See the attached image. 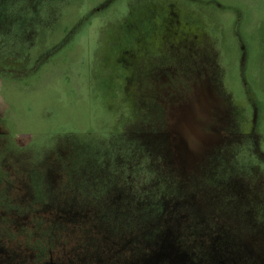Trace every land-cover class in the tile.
<instances>
[{"label": "rangeland", "instance_id": "374dc122", "mask_svg": "<svg viewBox=\"0 0 264 264\" xmlns=\"http://www.w3.org/2000/svg\"><path fill=\"white\" fill-rule=\"evenodd\" d=\"M0 162L56 262L264 264V0H0Z\"/></svg>", "mask_w": 264, "mask_h": 264}, {"label": "flooded vegetation", "instance_id": "af4514ba", "mask_svg": "<svg viewBox=\"0 0 264 264\" xmlns=\"http://www.w3.org/2000/svg\"><path fill=\"white\" fill-rule=\"evenodd\" d=\"M1 162H0V171L3 172L1 169ZM12 176L8 180L4 178L3 176L0 175V187H1V192H3V186L5 185L6 179L8 181H13L15 182L16 180V171H12ZM4 178V179H3ZM29 186L31 190V201H27V207L30 209V214H28L23 221L20 220L19 217V210L14 209V208H9V209H1L0 208V222L3 223L5 227H2L4 230L3 232L6 233H0V264H64V263H59L56 262L55 258L51 256L50 250L52 246V242L49 241V244H43V245H33V246H25L24 244L20 243L21 235H25V223L34 219V214H35V208L36 206L39 207L41 206L40 203L35 202V196H33V190H34V180L31 175L28 177ZM18 200L16 199V202ZM31 202V203H30ZM32 207V208H30ZM55 212V211H54ZM41 211H39V214ZM49 211H45L42 215V217H45L43 220L45 222H50L47 218V215L49 216ZM58 217V216H57ZM23 218V217H22ZM58 219V218H57ZM1 235H3L1 237ZM53 235V232H52ZM51 235V238H52ZM111 237H114V235H111ZM209 248V246H208ZM24 249L26 252H24ZM49 250V251H48ZM208 252V251H207ZM106 257V256H103ZM209 257V256H208ZM114 258V257H113ZM117 258V257H115ZM129 258V257H126ZM138 258L130 259L132 260V264H136L138 261H136ZM144 259V257H143ZM10 260H16L12 261L10 263ZM93 259L88 257V258H83L81 259H75V260H70V261H65V264H91ZM15 262V263H14Z\"/></svg>", "mask_w": 264, "mask_h": 264}, {"label": "trees", "instance_id": "16d2710c", "mask_svg": "<svg viewBox=\"0 0 264 264\" xmlns=\"http://www.w3.org/2000/svg\"><path fill=\"white\" fill-rule=\"evenodd\" d=\"M245 21H243L241 24H242V26L240 25V32L242 31V28H243V30L245 29L246 30V33L248 34L250 31L248 30V28H250V25H249V22L246 20V19H244ZM242 33V32H241ZM243 38H244V41H245V44H246V47H248L247 49H248V53H249V56H248V61H247V63H246V67H245V71H244V73H243V75L245 76V78H246V80H247V82H248V84H249V86H250V88H251V90H252V92H254L255 91V89L256 88H258L257 87V84L259 83V79H258V77H257V75H256V69L255 68H257V67H255L256 65L253 63V61H252V52H251V50L253 49L252 48V42L251 41H247V39L243 36ZM261 62V61H260ZM260 79H261V76L259 77ZM261 87V86H260ZM160 102H161V99H160V97H158V100H157V104H159L160 106H161V104H160ZM68 213V212H67ZM90 212H87V213H82L83 215H87L86 217H88V214H89ZM68 214H71V213H68ZM57 215V214H56ZM89 215H91V214H89ZM205 215V214H204ZM49 217H51V218H53L51 215H49ZM177 219V218H176ZM52 221V220H51ZM149 225L147 226L146 225V220H145V224H144V226L143 227H141L140 229H137V228H135V229H137V232L135 233V235H132L131 237H126V238H128V241H127V243L125 244V246H126V248H127V250H128V252L127 253H125V255L127 256V257H131L132 259H134V258H137V255L139 254V251H147L146 253H144V255H146V254H148L149 255V257H153V256H155L154 254L156 253V252H154V251H156V249H155V242H156V240H157V235H158V232H159V228H161V226H163L164 227V223H163V221H156L154 224H152L151 222H149L148 223ZM143 225V224H142ZM149 226H155L154 227V230L153 231H151V230H149V228L151 229L152 227H149ZM104 227V226H103ZM114 230V229H113ZM113 230H111L112 232H113ZM130 232H132V231H130ZM104 234H106V233H104ZM139 235H140V238H139ZM145 235H147V238H146V241H145ZM106 236H108L107 234H106ZM149 236V237H148ZM109 237V236H108ZM111 237V236H110ZM110 237H109V242L111 243V241H110ZM111 238H113L114 239V237H111ZM120 239H122V237L120 238ZM130 240H132V242L130 243ZM181 241H182V239H180ZM144 241V242H143ZM179 241V240H178ZM114 243H116V241L114 240L113 241ZM183 243L184 244H186L185 246H187V243L185 242V241H183ZM124 244V243H123ZM162 244V243H161ZM167 244V243H166ZM125 246H123L124 247V249H125ZM131 246V247H130ZM202 245H201V243H199L197 246H195V247H201ZM98 247H99V250L100 251H103V250H105V252H107L109 249V246L108 245H106L104 242H102V241H100V243L98 244ZM194 247V246H193ZM193 247H191V248H193ZM113 248H114V246H113ZM190 248V249H191ZM177 249H179V250H181L179 247L177 248ZM119 249H117V251H118ZM113 251H114V249H113ZM117 251H115V252H117ZM149 251V252H148ZM182 251V250H181ZM193 251V253H194V255H195V258H198V259H200L202 256H200V254H201V252H203V250H201V249H198V250H192ZM158 253V252H157ZM104 255H106V254H104ZM140 256V255H139ZM134 257V258H133Z\"/></svg>", "mask_w": 264, "mask_h": 264}]
</instances>
